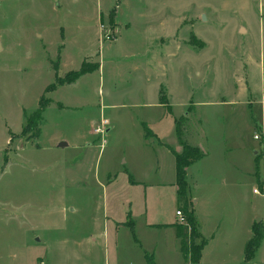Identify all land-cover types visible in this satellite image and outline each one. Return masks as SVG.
I'll return each mask as SVG.
<instances>
[{
    "label": "rangeland",
    "instance_id": "obj_1",
    "mask_svg": "<svg viewBox=\"0 0 264 264\" xmlns=\"http://www.w3.org/2000/svg\"><path fill=\"white\" fill-rule=\"evenodd\" d=\"M153 9L162 12L156 19L177 25L180 56L162 53L164 80L177 100L202 97L199 87L209 86L222 96L246 73L254 84L260 78L264 0H0V264H145L144 250L163 237L162 230L145 227L146 209L150 222L175 219L180 207L169 184L171 152L142 133L141 122L158 109L151 104L154 91L146 97L137 83L131 94L133 65L153 52L146 23ZM134 13L131 28L123 26ZM86 61L99 71L45 92L55 82L56 63L64 76ZM151 71L158 72L155 63ZM42 96L49 101L40 121L34 114L26 126ZM159 101L169 103L163 89ZM175 106L178 113L181 105ZM226 108L202 110L212 123L211 155L189 170L190 180L198 181L192 193L204 192L216 210L204 220V232L219 224L221 241L203 258L207 264H264V239L246 262L241 248L246 221L264 222V161L230 166L221 155L216 125ZM103 120L110 129L100 134L95 129ZM247 130L243 142L264 148L263 136L255 140ZM155 132L177 145L172 118ZM155 157L162 171H154ZM127 213L134 216L133 231L126 225L117 231L115 222L127 221ZM158 255L157 264L183 260ZM187 259L183 264H194Z\"/></svg>",
    "mask_w": 264,
    "mask_h": 264
},
{
    "label": "crops",
    "instance_id": "obj_2",
    "mask_svg": "<svg viewBox=\"0 0 264 264\" xmlns=\"http://www.w3.org/2000/svg\"><path fill=\"white\" fill-rule=\"evenodd\" d=\"M161 14L162 12L160 13V11H154L153 9L150 10V12L147 15V17H149L150 19L146 23H148L147 26H149V28L152 30L151 31L152 33L149 37V41L151 42L150 48L153 49V52L152 54L149 53L148 57L145 59L144 62L142 61L140 65L138 64L136 66L133 65L132 68L134 73L132 72V76H131L132 78L131 87L133 91L131 90V94L137 91L136 90L138 86L137 83L142 84L143 89L140 90L141 94H143L146 97L152 96L153 94L154 98L151 104H154L158 108L156 109L157 112L154 113L153 118L142 121L141 125L146 124L147 128L150 129L151 133H153V135L150 136L149 138L152 139V143H154V145L155 144L164 145L168 147L170 152L171 150L169 147L173 148L177 152H180L182 147L179 145L177 140V136L175 132V120L179 119V115H183L184 117L187 118V121L184 124V132L187 142L193 147L195 146L199 147L204 154L202 158L195 160L194 163H192L190 166L187 167L186 177L188 178L187 182L189 185V201H188L189 207L193 211V215L196 223H198V232L200 238H203L205 241L204 246L200 252L201 257L199 263L207 264L204 261L202 252L205 249L209 248L210 247L209 245H211V243L216 242L217 244L219 242V238H220L219 224H217L214 228H212V230H210L208 233L204 232V224H205L204 220L208 216L213 215L216 212V210L213 205L211 206V203L209 204V199L205 196V194H203L204 192H200V194L192 193V189L193 187H196L198 181L196 180V182H194L189 178V170L196 169L197 168L196 165L198 163H202L203 161L207 160L211 155L210 151L206 146V143H207V139L210 138L211 136L208 131L209 127L207 122L209 124L212 123L209 119L207 120L204 114H206L205 111L209 112L214 107H219V106L227 107L224 112H221L222 117L220 121L217 123L216 127L219 131L218 139L221 141V155L225 157L224 159L227 158L226 160L227 162H229L230 166L251 165V160H255L257 162L258 157H260V160L264 161V148H261L257 144L251 146L249 145L247 140H245V142H243L242 140L243 133L245 131H248L247 128H252V130H254L252 135L253 138L257 132L258 134L263 136L264 139V70L262 69L260 78H258V81L255 84L252 83V81L250 80V76H248V73H246L247 75L245 74L244 76L237 77L236 81L234 80L233 82L234 83L233 88L230 87L229 85L224 87L226 89L224 91V95L222 96L215 94L218 92V90L216 91L214 86H209L205 88L199 87L200 93L204 94V96L202 97L199 98L196 97L194 100H190L188 98L187 99L185 98L184 100H180V99L177 100L175 98L176 90L173 88V86L171 87L170 85H168L167 82L164 80L166 78V75L164 73L165 72L164 56L162 55L163 53L171 58L178 57L177 55H179L178 54L179 40L177 39L176 36L177 25H175V22H171L170 18L164 20L162 19L161 21L155 18L156 15L160 16ZM129 17H127L126 21L123 20L125 22L122 23L123 26L127 28H131L132 18H137V15L136 13L131 14L130 20L128 19ZM202 41L206 44L204 40ZM164 46L169 49L164 50L163 49ZM203 50H205V48L202 49V52ZM191 52L192 54L190 56L192 58L193 57L196 58L197 56H199L194 52V50ZM181 59L182 57H180L179 60ZM250 60H252L251 54L246 56V62H249ZM154 63L156 65V71H158L157 73H153L151 71V67L154 66ZM139 69L141 70V72H143V74L139 72ZM96 71H99V69ZM96 71L90 73H94ZM235 84H237V87H235ZM224 88H222V90H224ZM152 89L154 93L151 94ZM162 89L165 91L167 96V101L169 103H164V102L161 103L159 101V95ZM183 93H186L185 89H183ZM175 104L181 105V110L178 113H175V108H176ZM167 106L171 107L170 111H167ZM169 117L173 119L174 132L176 136L174 144H177L176 146H172V144L163 141L162 139H160V135L157 132H155L157 127L163 125L165 118H169ZM109 129L110 128H107L106 130L108 131ZM149 138H145V139L148 140ZM171 159H172L171 160L172 170H175V162L172 152H171ZM155 161L157 165L156 168H154V171H162L161 164L159 163V159L157 157H155ZM244 180L245 179H243L242 181ZM261 181L264 182L263 179ZM134 183H138V182L134 180ZM169 184H172V186H174L176 193L177 187H176L175 171H174V180L169 182ZM248 185H251L250 180H248ZM263 187L264 184L262 186V189ZM243 199L245 202L246 199L245 198ZM176 201H177V193H176ZM177 210L182 212L184 211L183 208ZM177 210L175 211V219L150 222L149 217L151 213L146 209L145 222H144L145 227L149 229L156 228L162 230L161 232L163 237L162 240L158 243V245L156 244L155 246H152V248H150L149 251L144 250L145 264H157L155 263V261H159V259L157 258V256H159L158 255L159 252L166 255L168 254L169 257L176 258V260L178 259L180 260V258L182 257L183 260L180 264H183L188 260L187 259L188 257L182 254L181 240L175 237L174 235L173 226L179 224V217L176 215ZM227 211L229 210L227 209ZM126 217L129 218L127 221L119 220L115 222L114 227L116 228L117 231H119L121 228H124L125 225L129 226L127 225V222L131 221V224L134 223L133 214H132V218L130 213H127ZM246 222H247L245 225V227H247L246 235H244L243 241L241 243L243 260H244V248L248 240L251 238L252 235L251 229L253 224L255 223L253 222L252 218H250V221H246ZM107 235L108 233L106 234V236H104V240H106ZM94 240H95L94 236H91L90 240L88 241L90 243L93 242L95 243ZM223 242H226V240H224ZM105 254H106V249H105Z\"/></svg>",
    "mask_w": 264,
    "mask_h": 264
},
{
    "label": "trees",
    "instance_id": "obj_3",
    "mask_svg": "<svg viewBox=\"0 0 264 264\" xmlns=\"http://www.w3.org/2000/svg\"><path fill=\"white\" fill-rule=\"evenodd\" d=\"M98 67L99 65L97 63L93 66H90V63L86 61L81 63V65L77 69L67 72L64 76H60L59 74H57L58 64L56 63V65H54L53 67L56 74L55 82L50 85V88L46 87L45 92L49 91V89H55L57 85L71 84L75 82L79 77L86 75V73L96 71ZM48 101L49 100L45 99L43 96L41 97L38 104V109L31 115H29V117L27 115L28 122L26 123V126L29 124V120H31V117L34 116V114L40 121L41 115L45 110ZM163 102L161 101V103ZM33 124H35V122ZM184 124V119L175 121V132L178 143L182 147V149L180 150V152H177L173 148L169 147L174 156L175 162L177 202L180 208H183L185 212L184 222L174 225L173 230L175 237L181 240L182 254L187 257L190 256V259H192L194 264H198L201 257L200 252L204 246L205 241L202 240L198 244L195 243L196 238L200 235L198 232V223H196L193 211L189 207V185L187 182L186 170L188 166L194 163L195 160L202 158L204 154L199 147H193L187 142L185 138ZM142 129L145 138H149L153 135L150 129L147 128L146 124H142ZM38 135L39 132L35 134L36 137H38ZM127 225H129V227L133 231V225L131 224V221L127 222ZM251 232V238L248 240L244 248L245 262L252 259L255 251L258 249L260 243L264 239V222H255L252 226Z\"/></svg>",
    "mask_w": 264,
    "mask_h": 264
},
{
    "label": "built area",
    "instance_id": "obj_4",
    "mask_svg": "<svg viewBox=\"0 0 264 264\" xmlns=\"http://www.w3.org/2000/svg\"><path fill=\"white\" fill-rule=\"evenodd\" d=\"M106 123H107V120H103L99 124V126L95 129V131L97 133H100V134L102 133L103 134L104 130H106V128H105ZM260 137H261V135L258 134V133H256V135H254V139H259ZM176 215L179 217L180 223H182V221H184V218H183V215H182V211L177 210Z\"/></svg>",
    "mask_w": 264,
    "mask_h": 264
},
{
    "label": "water",
    "instance_id": "obj_5",
    "mask_svg": "<svg viewBox=\"0 0 264 264\" xmlns=\"http://www.w3.org/2000/svg\"><path fill=\"white\" fill-rule=\"evenodd\" d=\"M60 145H61V146H62V145H65V143H61Z\"/></svg>",
    "mask_w": 264,
    "mask_h": 264
}]
</instances>
